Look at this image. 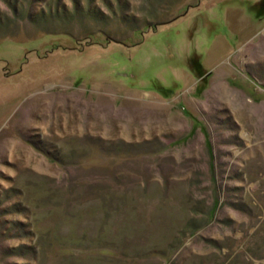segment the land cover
Segmentation results:
<instances>
[{
  "label": "rangeland",
  "instance_id": "obj_1",
  "mask_svg": "<svg viewBox=\"0 0 264 264\" xmlns=\"http://www.w3.org/2000/svg\"><path fill=\"white\" fill-rule=\"evenodd\" d=\"M0 9V264H264V0Z\"/></svg>",
  "mask_w": 264,
  "mask_h": 264
},
{
  "label": "trees",
  "instance_id": "obj_2",
  "mask_svg": "<svg viewBox=\"0 0 264 264\" xmlns=\"http://www.w3.org/2000/svg\"><path fill=\"white\" fill-rule=\"evenodd\" d=\"M15 17L19 18L18 15H15ZM12 23H13V19L8 18L7 15L0 9V33L1 32L5 33L7 30H4V29L11 26ZM4 35H6V34H4ZM211 212H213V211H211Z\"/></svg>",
  "mask_w": 264,
  "mask_h": 264
}]
</instances>
